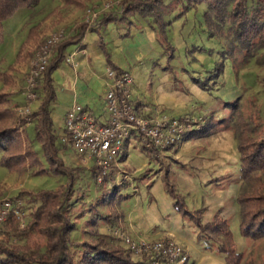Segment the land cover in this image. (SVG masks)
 Wrapping results in <instances>:
<instances>
[{
	"label": "rangeland",
	"instance_id": "1",
	"mask_svg": "<svg viewBox=\"0 0 264 264\" xmlns=\"http://www.w3.org/2000/svg\"><path fill=\"white\" fill-rule=\"evenodd\" d=\"M123 1L126 0H89L81 8L75 4L65 5L63 0H40L35 7L17 9L3 23L1 31L0 89L3 86L2 74L8 73L12 79L7 88L12 95L11 103L19 105L16 115L21 121H26V130H22L24 140L39 155V144L34 139V119L30 115L38 109L43 95L41 88L37 87L35 98L28 99L25 82L35 52L42 42L58 33L63 35L61 41L65 40L76 35L82 26L86 31L103 28L100 42L87 40L85 54L99 73L106 74L107 67L118 68L130 75L131 102L134 107L140 103L138 113L174 117L192 114L201 118L198 127L189 131L182 141L161 151L158 160L135 135L130 148L132 160L122 163L111 180L108 179L109 172L107 180L98 183L92 173V163H84L69 144L62 146L63 116L69 104L62 97L55 96L49 110L52 131L56 144L60 146L59 153L67 167L80 170L65 203L67 214L77 227L74 239H89L90 231L97 230L110 235L107 240L112 245L120 242L112 236L113 230L124 228L133 239L170 237L176 240L188 255L187 262L183 264H225L224 253L213 249L211 242L198 238V227L180 214L183 222L179 229L189 230L175 237L166 233L141 236L116 223L118 211H125L134 202V188L139 189L138 196L143 197L148 185L158 175L167 176L184 208L196 211L203 224L216 217L227 221L232 242L242 253L239 264H264V237L251 239L240 232L239 197L247 183L240 171L238 134L241 120L238 122L237 119L240 116L249 122L256 137L264 133V47L258 49L247 63L243 51L232 45L229 33L211 20L208 22L211 29L208 30L199 13L176 17L178 9L172 0H162L149 17H123ZM156 11L162 15L158 18L159 23ZM108 15L117 19L102 26L101 20ZM36 25L39 26L37 40L25 46L23 59L15 63L17 46ZM208 31L214 36H209ZM93 36L97 38V33ZM225 47L231 50V56ZM10 66L13 69L8 71ZM57 69L61 78H72L73 68L65 60ZM233 101L235 107L230 104ZM25 109L29 113H24ZM205 127V132L189 137L192 131ZM141 160L145 166L133 174L135 161ZM125 169H129L134 178L127 180L123 174ZM67 182L68 177L64 174L32 175L27 169L8 170L0 165V199H16L20 189H54ZM114 186L119 188L113 194ZM102 215H110L111 220H102ZM93 218L96 223L90 225ZM24 219L28 220L26 215ZM0 243H27L31 246L34 243L42 245L44 240L34 234H25L18 219L12 218L0 226ZM131 255L148 259L133 252Z\"/></svg>",
	"mask_w": 264,
	"mask_h": 264
},
{
	"label": "trees",
	"instance_id": "2",
	"mask_svg": "<svg viewBox=\"0 0 264 264\" xmlns=\"http://www.w3.org/2000/svg\"><path fill=\"white\" fill-rule=\"evenodd\" d=\"M40 0H0V39L3 23L21 7H35ZM65 5L83 7L89 0H63ZM162 0H126L123 1V17H149L155 13ZM178 9L176 17L199 13L208 30L209 21L223 27L231 36L232 45L243 51L247 63L256 51L264 47V0H172ZM156 20L162 15L156 11ZM116 17V16H115ZM108 15L101 20L102 26L115 22L117 18ZM123 19V18H121ZM38 25L29 29L25 41L19 47L15 63L23 59L22 51L29 43L37 40ZM92 31H97L92 30ZM82 26L78 33L62 40L52 50L47 67L42 74L38 87L41 88L42 99L36 111L31 113L34 119V139L39 144L40 155L28 145L23 136L26 121L17 117L19 105L11 103V93L7 88L11 85V76L2 74L3 86L0 89V165L8 170L27 169L32 175L64 174L68 182L54 189L33 191L20 189L16 198L22 200L21 209L28 220L22 231L34 234L44 240V243L13 245L0 243V264H152L150 260L134 258L131 251L119 237L112 235L120 242L110 245L107 240L110 235L91 230L89 239L76 241L73 233L77 230L74 221L70 220L65 206L66 200L73 189L72 183L78 176L77 167H67L59 153L60 146L56 144V136L51 127L49 105L55 99L53 87V72L65 58V50L73 43H79L85 34ZM209 32V36L211 32ZM231 44V43H230ZM226 48V47H225ZM226 52L231 50L226 48ZM232 54L230 53V56ZM234 59V58H233ZM222 68L223 66L220 65ZM8 71L13 68L10 66ZM116 71L122 70L115 68ZM219 70V69H218ZM10 73V72H9ZM230 104L235 107V101ZM228 105V104H226ZM31 118H28L31 121ZM241 130L239 131L240 171L247 188L239 197L240 202V232L251 239L264 237V133L256 137L254 127L238 116ZM205 125V123H204ZM207 125V124H206ZM23 130V131H22ZM206 127L189 133L205 132ZM62 143V142H61ZM67 144L62 143V146ZM147 149V148H146ZM94 178L96 167L91 166ZM96 180V179H95ZM107 180V179H106ZM105 180V181H106ZM166 193L172 200L175 211L181 217L187 218L198 227V238L212 243V248L223 252L225 264H239L242 253L232 242L227 221L216 217L203 224L196 211L184 208L183 202L168 181L162 177ZM118 186L113 187V194ZM9 218V221H12ZM102 220L110 221V215H102ZM96 223L94 218L90 225ZM34 245V246H32Z\"/></svg>",
	"mask_w": 264,
	"mask_h": 264
},
{
	"label": "built area",
	"instance_id": "3",
	"mask_svg": "<svg viewBox=\"0 0 264 264\" xmlns=\"http://www.w3.org/2000/svg\"><path fill=\"white\" fill-rule=\"evenodd\" d=\"M62 33L53 34L42 42L35 52V59L26 80L28 99L35 98L52 50L58 44ZM109 84L105 93L104 110L106 119L101 120L81 105L72 106L64 116L61 142L69 144L84 163L96 167V181L101 183L110 169L120 166L119 159L126 142L138 135L144 147L160 153L183 140L193 128L198 127L201 118L168 114H141L131 102L132 79L125 71L107 69ZM24 113H29L25 109ZM20 198L0 199V226L9 218H17L19 227L25 226ZM113 234L133 253L146 256L152 264H183L188 255L183 246L170 237L158 239H133L123 229L115 228Z\"/></svg>",
	"mask_w": 264,
	"mask_h": 264
},
{
	"label": "crops",
	"instance_id": "4",
	"mask_svg": "<svg viewBox=\"0 0 264 264\" xmlns=\"http://www.w3.org/2000/svg\"><path fill=\"white\" fill-rule=\"evenodd\" d=\"M102 29L85 32L79 43H73L65 50L64 60L73 68V76L71 79L61 78L58 74V69L53 72L52 78L55 96L58 95L62 97L66 103L69 104L67 111L74 105H81L84 108L89 109L92 114L97 115L101 120H104L107 116L104 110V96L109 80L107 74L99 73L97 69H93L90 59L85 54L87 40L93 41V43L100 42V32ZM93 33H97V38L96 36H93ZM20 45L17 47L19 48ZM16 54L17 51L15 57ZM76 58H79V60ZM77 67L78 69L76 70ZM107 69L108 68L106 67L105 71H107ZM139 106H141L140 103H136L135 107L137 110ZM131 142L132 138H130L125 144L123 153L119 159L120 165L128 160H132L131 158L133 154L130 150L132 147ZM147 151L150 152L155 159L161 158V153L150 149H147ZM144 166V160H141V162L135 161L133 174L140 171ZM119 168L117 169L116 167H113L110 170L108 179L111 180L113 175L118 172ZM123 174L127 180L134 178L129 169H125ZM136 192L138 193L136 194ZM138 194L139 189L134 188V202L125 211H118V218H116V221L118 222L116 223L125 226L127 229L138 232L141 236L148 233H153L155 235L166 233L169 236L175 237L177 234H185L187 232L186 229L189 230V228H185V230L179 229L183 221L175 211L172 200L165 191L162 177L158 175L157 179L153 180L148 185L146 194L143 197L138 196ZM115 225L117 226V224Z\"/></svg>",
	"mask_w": 264,
	"mask_h": 264
}]
</instances>
